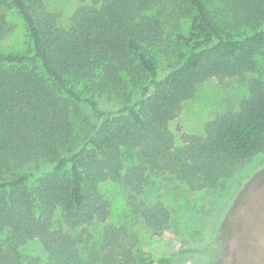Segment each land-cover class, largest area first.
<instances>
[{
	"label": "trees",
	"instance_id": "1",
	"mask_svg": "<svg viewBox=\"0 0 264 264\" xmlns=\"http://www.w3.org/2000/svg\"><path fill=\"white\" fill-rule=\"evenodd\" d=\"M80 2L63 27L46 0H0V40L15 14L30 44L0 52V264H179L180 254L136 248L130 228L111 221L115 198L126 194L132 215L160 240L172 213L156 195L159 178L191 192L217 189L264 154L259 79L248 81L239 110L217 116L203 135L177 144L169 127L209 79L258 72L264 0ZM181 14L191 49L161 76L154 51ZM129 77L139 98L121 96L104 110L101 98L123 94ZM83 106L95 121L77 130ZM31 241L45 260L24 257ZM231 259L227 248L220 264Z\"/></svg>",
	"mask_w": 264,
	"mask_h": 264
},
{
	"label": "rangeland",
	"instance_id": "2",
	"mask_svg": "<svg viewBox=\"0 0 264 264\" xmlns=\"http://www.w3.org/2000/svg\"><path fill=\"white\" fill-rule=\"evenodd\" d=\"M90 2L86 0L83 4ZM81 4L80 0H46L48 10L58 16L63 27L69 26ZM216 11L221 18H229L222 7ZM188 18L181 14L180 20L171 24L172 30L167 29L166 34L171 32L172 36L154 51L161 76L190 52ZM7 21L11 30L0 40V52L28 51L29 39L22 23L15 14H9ZM259 29L264 30V26ZM249 32V28L237 31ZM256 59L259 68L256 73L224 81L212 78L198 87L195 97L182 105L179 115L169 125L177 144L182 143L184 135H203L206 124L217 116L239 110L241 101L248 95V81L264 82V45ZM133 85L129 77L123 94L103 96L102 108L109 110L117 105L121 96L125 102L134 103L139 93ZM93 121L90 110L83 106L74 128H87ZM155 189L158 199L172 213L171 228L160 240L132 215L126 194L119 191L115 198L111 221L130 228L138 241L136 248L150 251L157 258L180 254L179 264H220L230 248V264H264V154L253 158L217 189L191 192L171 177L159 178ZM23 255L32 260L46 259L38 241L27 243Z\"/></svg>",
	"mask_w": 264,
	"mask_h": 264
}]
</instances>
